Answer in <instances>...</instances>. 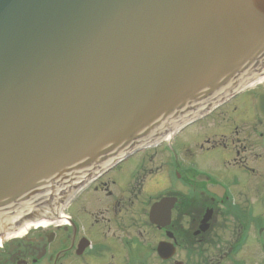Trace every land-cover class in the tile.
Wrapping results in <instances>:
<instances>
[{
  "label": "water",
  "instance_id": "obj_1",
  "mask_svg": "<svg viewBox=\"0 0 264 264\" xmlns=\"http://www.w3.org/2000/svg\"><path fill=\"white\" fill-rule=\"evenodd\" d=\"M264 70V0H0V223Z\"/></svg>",
  "mask_w": 264,
  "mask_h": 264
},
{
  "label": "flooded vegetation",
  "instance_id": "obj_2",
  "mask_svg": "<svg viewBox=\"0 0 264 264\" xmlns=\"http://www.w3.org/2000/svg\"><path fill=\"white\" fill-rule=\"evenodd\" d=\"M0 264H264V80L2 234Z\"/></svg>",
  "mask_w": 264,
  "mask_h": 264
}]
</instances>
